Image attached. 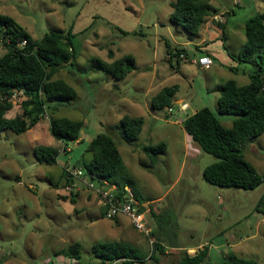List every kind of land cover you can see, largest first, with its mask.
Here are the masks:
<instances>
[{
	"label": "rangeland",
	"instance_id": "obj_1",
	"mask_svg": "<svg viewBox=\"0 0 264 264\" xmlns=\"http://www.w3.org/2000/svg\"><path fill=\"white\" fill-rule=\"evenodd\" d=\"M175 1L0 0V15L12 18L34 40L51 32L71 33L74 63L55 78L71 86L77 99L58 106L53 114L83 122L80 142L61 143L53 138L46 117L24 134L0 132V264H70V259L56 253L74 242L81 245V260L76 264H101L92 254L96 242L128 244L143 257L149 256L152 247L148 238L126 217L121 216V222L119 217L104 218L98 200L78 182L72 191L63 187L64 166L77 169L82 159H89L85 150L98 134H107L116 142L135 191L143 203H148L145 228H151L153 238L162 237L167 243L185 247L206 244L209 255L205 264H221L223 254L264 264V214L255 210L264 195V134L244 148L245 160L256 168L263 183L252 191L226 189L203 180L204 168L216 160L197 149L178 123L208 108L224 127H231L234 117L218 114L210 100L214 91L207 88L229 78L244 86L249 82L248 74L259 71L253 60L243 63L236 57L245 43L244 24L264 14V0H238L237 5L235 0H209L215 12L206 23L216 25L207 37L215 63L211 75L188 62L181 63L188 69L186 73H171L165 43L174 46L173 40L187 42L175 34L170 21ZM214 15L225 20L224 41L222 29L212 20ZM185 49L189 57L194 54L192 46ZM4 53L0 44V57ZM260 54L264 73V50ZM124 56L135 60L137 70L123 80L115 81L91 67L94 58L110 63ZM228 66L239 69V74L235 76ZM156 69L157 77H163V87L178 86L174 101H188L189 109L174 108L165 116L167 109L144 106L149 98L144 90L136 91L132 78L144 77L139 87L145 89ZM19 99L21 95H17ZM129 103H138V109L131 111ZM19 105H14L6 117L19 114ZM125 115L143 117L145 122L137 141L129 144L123 142L119 124ZM160 143L165 144L166 151L152 161L142 149ZM49 144L59 147L56 164L38 163L34 149ZM63 146L69 151L63 153ZM150 263L145 259L144 264Z\"/></svg>",
	"mask_w": 264,
	"mask_h": 264
},
{
	"label": "trees",
	"instance_id": "obj_2",
	"mask_svg": "<svg viewBox=\"0 0 264 264\" xmlns=\"http://www.w3.org/2000/svg\"><path fill=\"white\" fill-rule=\"evenodd\" d=\"M171 8V23L181 27L191 40L199 38L207 18L215 12L209 0H176ZM217 26L222 29L221 38L224 41L223 25ZM244 35L245 43L236 59L243 63L253 60L259 71L249 74V83L244 86H238L236 82L229 80L221 87L217 112L219 115L234 117L231 127H224L208 108L186 116L181 124L196 148L216 160L204 168L202 178L205 182L219 188L252 191L263 183V179L245 160L244 148L248 142L264 134V73L261 67L263 57L260 54L264 50V14L255 15L245 22ZM71 37L70 32H51L37 41L12 18L0 15V39L8 40V43H4L5 53L0 57V132L10 130L17 135L24 134L46 116L53 138L63 143L78 140L83 122L58 118L53 114L58 106L69 105L77 99V93L71 86L55 78L61 69L74 63ZM22 40L26 41V45L19 48L18 44ZM166 48L170 64L172 58L177 59L180 53L187 55L184 49L171 48L168 44ZM197 51L208 54L200 48ZM229 57L233 58L231 55ZM90 63L92 68L109 75L115 81L123 80L136 70L135 60L131 56H124L112 63L94 58ZM229 69L235 72L234 68ZM13 91H22L25 100L20 103L21 112L13 118H7L6 114L14 106L11 101ZM177 92V85L161 88L151 98V108L172 109ZM143 123L142 117L123 116L119 121L123 142L129 144L137 141ZM142 150L155 161L159 154L165 153L166 146L160 143L145 146ZM85 152L90 154V158L82 159L79 167L85 171L89 180L104 179L120 189L129 187L136 194L133 181L111 136L98 134L91 140ZM33 153L38 163L54 165L59 150L38 146ZM142 165L145 167V164ZM63 178V187L72 183L67 171L63 172ZM52 186L59 187L58 184ZM69 194L73 197L75 195ZM61 198L66 200L65 197ZM255 210L264 214V195ZM155 251H162V246L154 243L148 257H143L135 248L120 242H96L92 246V254L101 264L118 260H121L119 264H144L145 259L159 263L153 256ZM56 255L78 263L81 260V245L74 242ZM207 258V248H203L193 256L185 254L177 264H205ZM221 264L257 263L228 254Z\"/></svg>",
	"mask_w": 264,
	"mask_h": 264
},
{
	"label": "crops",
	"instance_id": "obj_3",
	"mask_svg": "<svg viewBox=\"0 0 264 264\" xmlns=\"http://www.w3.org/2000/svg\"><path fill=\"white\" fill-rule=\"evenodd\" d=\"M209 3H210V1H209ZM210 5L212 6L211 3H210ZM214 11H215V9H214ZM172 26L175 27V34L178 35V37L179 36H182L183 38H185L187 40V42L184 44L182 42H179L178 40H173L174 46H171V45L168 44V42H166L165 43V47H166V44H168L171 48L184 49L186 51L187 55H189V52L185 49V47L192 46L193 47V50H194V54L193 55L206 56V57H209L211 60L213 59L212 58V55H213L212 54V50L210 49L211 44L208 42L207 37H208V35H212V30L214 29V27L216 25H213L212 27H209L208 23H205L204 27L202 28V30L199 33V38L194 39V40L189 39L188 36H187V34L185 33V31L181 27L176 26V25H172ZM224 40H226V36H225V39ZM197 48H200L201 51L207 52L208 54H201V52H198L197 51ZM166 50H167V48H166ZM228 55H230V54H227V56ZM108 57L110 59L113 57V53L111 51L108 53ZM177 61H179V60H177L176 58H172V60L170 61L171 62V64H170L169 61H168V55L166 53V62H168L169 66L171 67V73H177V72H181V71H182V73H186V71L188 69L185 68V67H184L185 68L184 69L183 66L181 65V63H184V62L179 61V63H177ZM112 62H110V63H112ZM212 62H213V64L209 68H206V69H202V68H200V67H198L196 65L194 67L197 70H200L201 72H203V74H205V75H211L212 70H213L214 65H215L214 61H212ZM228 67L230 68V66H228ZM234 69H235V72H233V74H235V76H236V75L239 74V69H236V68H234ZM136 70H137V65H136ZM136 70H134V71H136ZM230 72H232V71L230 70ZM157 74H158V70L157 69L152 72V75H151L150 79L147 81V84H146L145 89L139 87L140 86V83H142L144 81V79H145L144 77H141V76H137L136 75V76H133V78H132L133 87L136 89V91H143V90L145 91V96L147 98H149V100L146 101V103L144 104V106L148 107L151 110H153L151 108V98L161 88H163V86L161 85V78H163V77L162 76H158L157 77ZM248 78H249V74H248ZM229 80H233L234 82H236V80L234 78H229ZM229 80H226L225 82H227ZM225 82H219V84H214L213 86H210L209 88H207L208 91H212V90L214 91V93L211 95V99L210 100L212 101V103L213 102L215 103L216 107H217V99H218L219 94H220V89L223 86V84H225ZM107 96H110V94H107ZM111 98H114L116 100V97H111ZM174 104H175V106L172 109L176 108L177 110H181L182 108H184V109H186V108L189 109L190 108L189 102L188 101H185V100H177V101H174ZM127 107L131 111L132 110H136V109H138V103H131V105L129 103L127 105ZM172 109H171V112H169V109H168L167 110V114L165 116L171 115V113L173 111ZM182 121L183 120H178V123L181 124ZM144 123H143L142 128L144 127ZM187 138L189 139L188 136H187ZM80 141H81V138H78V140L76 142H80ZM48 146L59 150V147H57V146H53V145H50V144ZM68 169H69L68 166H64L63 172L64 171H67ZM136 194H137V197L139 198L137 192H136ZM145 204L147 205L148 203H145ZM118 221L121 222L120 217L118 218ZM123 226L124 225L121 224L120 228H124ZM148 230L151 231V228H148ZM152 235H153V231H151V238L153 239L154 243L160 244L162 246V251H155L153 253V256L158 260L159 263H155V261H152L151 260V263L150 264H177L179 262V260L185 254H187L189 256H193V255L196 254V252H198L199 250H202L203 248H207V255H209V251H208V247L209 246L208 247L205 246L206 244H200V245H198L196 247H192V246L185 247L184 245H178L176 242L167 243L165 241V239L162 238V237H155L154 236V238H153ZM152 250H153V247L151 249V253H152ZM151 253L149 254V256L151 255ZM223 255H224L223 256V259H224L226 257V255L225 254H223ZM147 260H149V259H147Z\"/></svg>",
	"mask_w": 264,
	"mask_h": 264
},
{
	"label": "built area",
	"instance_id": "obj_4",
	"mask_svg": "<svg viewBox=\"0 0 264 264\" xmlns=\"http://www.w3.org/2000/svg\"><path fill=\"white\" fill-rule=\"evenodd\" d=\"M238 2H239L238 0L234 1L236 5L238 4ZM212 20L216 21V23L218 24L225 23L223 17L218 15H214L212 17ZM4 43H8V40L5 41L0 39V44L3 45V47H4ZM25 45H26L25 40H22L18 44L19 48H22ZM169 58L170 56H168V59ZM177 60L184 63L188 62L202 69L209 68L213 64L212 60L209 57L197 56V55H192L191 57H189V55L183 53L179 54ZM262 91H264V87L262 88ZM17 95H21V99H19V101L17 100ZM24 100L25 97L23 96L22 91H13V94L11 95V101L13 105L18 106V104H20ZM169 112H171V109H169ZM65 151H69V150L68 148H64L63 146L62 152ZM67 173L70 179L72 180V183L67 185L65 187V190L72 191V188L76 187L77 182L82 184L98 200L100 207L103 209L104 218L108 220H113L121 216L126 217L129 220L132 227L137 232L144 234V236L148 238L151 247H153L154 241L151 238V231L145 228V213L149 212V210L147 208V205L141 202L140 199L129 187H124L120 189L104 179L91 181L86 177V173L81 167L77 169L73 168L72 170L68 169ZM73 181L75 182L73 183ZM76 263L77 262L74 260H71L70 262V264H76ZM119 263H121V260L107 264H119Z\"/></svg>",
	"mask_w": 264,
	"mask_h": 264
}]
</instances>
